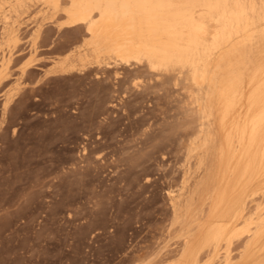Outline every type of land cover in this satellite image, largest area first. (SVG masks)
Masks as SVG:
<instances>
[{
	"label": "rangeland",
	"instance_id": "1",
	"mask_svg": "<svg viewBox=\"0 0 264 264\" xmlns=\"http://www.w3.org/2000/svg\"><path fill=\"white\" fill-rule=\"evenodd\" d=\"M11 2L0 9V69L9 54L22 59L9 64L0 85V264H168L177 259L181 225L171 207L183 190L185 171L193 183L199 172L195 147L202 142L203 125L188 96L197 90L140 64H105L110 60L103 58L98 67L93 55L74 60L71 75L53 74L52 61L66 54L82 29L60 28L62 18L52 17L38 2L17 12L9 10ZM31 47L37 48L33 55ZM29 58L34 59L32 73L17 91L18 64ZM6 92L12 100L3 112ZM244 110L235 108L230 117L241 120L250 114ZM214 120L220 143L229 126L220 127L218 114ZM261 133L257 139L264 143ZM261 175L263 183L255 189L263 191L264 169ZM263 202L264 191L237 222L231 223V216L218 221L240 227ZM203 213L196 226L191 223L196 236L214 223L207 208ZM219 245L216 252H202L199 264L218 252L220 258L226 245ZM234 250L237 260L240 251ZM219 258L214 262L221 264L223 255Z\"/></svg>",
	"mask_w": 264,
	"mask_h": 264
},
{
	"label": "bare ground",
	"instance_id": "2",
	"mask_svg": "<svg viewBox=\"0 0 264 264\" xmlns=\"http://www.w3.org/2000/svg\"><path fill=\"white\" fill-rule=\"evenodd\" d=\"M7 1L0 0V9ZM37 2L52 17L62 18L60 28L83 31L80 38H72L64 56L52 61L53 74L71 75L74 60L93 55L98 67L103 58L110 60L105 64H140L156 75H172L175 85L185 88L188 83L197 90V95L188 96L196 102L203 125L202 142L195 147L200 150L199 172L193 183L191 172L185 171L183 190L172 201L182 244L178 258L168 264H199L202 252H216L222 242L226 251L221 264H264V204H257L254 214L246 213L251 215L240 227L218 221L231 216V223L237 222L264 191L255 189L263 183L264 169V143L257 139L264 133V0H12L9 10ZM36 52L31 47L30 55ZM21 59L19 53L3 58L0 85L9 64ZM33 61L18 64L17 91L24 89ZM11 100L6 92L3 112ZM235 108L250 114L231 118ZM215 114L220 127L229 126L220 143L213 129ZM204 208L214 223L202 226L196 236L192 226ZM235 247L240 251L237 260L232 255ZM218 253L206 264H213Z\"/></svg>",
	"mask_w": 264,
	"mask_h": 264
}]
</instances>
